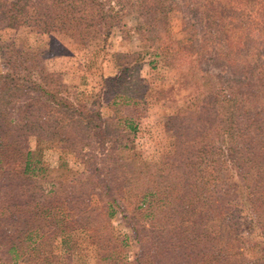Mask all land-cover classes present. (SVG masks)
<instances>
[{"label":"rangeland","instance_id":"rangeland-1","mask_svg":"<svg viewBox=\"0 0 264 264\" xmlns=\"http://www.w3.org/2000/svg\"><path fill=\"white\" fill-rule=\"evenodd\" d=\"M13 1L4 0L6 4ZM146 1L147 4L152 3L151 0ZM215 1L216 5L212 6L211 0H171L172 6L166 8L167 32L162 33V36L179 41L183 49H175L176 54L167 57L150 44L143 32L135 29L137 22H142L144 0H125L123 4L112 1L120 17L110 37L104 42L97 36L73 40L60 31L36 34L32 33L35 31L32 27L3 31L0 24V71L8 69L3 45L14 40L22 49L28 47L40 54L35 65L26 62L27 55L17 59L22 64L18 69L23 76L39 82L40 65H43L44 73L61 85V95L68 100L91 106L92 101L99 96L103 118L109 122L113 107L108 92L114 89V78L120 74L115 55L119 52L131 55L148 50L144 53V65L139 73L144 83L163 90L161 99L142 101L135 110L131 109L130 103H121L129 96L127 93L120 98L115 106L118 108L115 114L118 126H123V119L131 114L138 129L129 136L131 149L126 150L118 161L131 156L132 152H138L136 154L139 156H147L145 159L148 161L159 162L163 180L155 188L166 194L173 188L171 183L176 184L180 174L188 172L184 168L193 164V168L188 167L192 171L190 181H195L196 194L190 213L173 207L170 212L162 210L158 215L137 220L140 242L131 244L128 240L123 252L129 257L136 252L151 255L149 261L153 264L159 260L154 253L157 248H153L152 244L163 236H173V242L187 244L185 253H179L183 256L182 264H264V169L252 165L254 155H263L264 158V140L263 144L259 142V138L264 137V112H259L258 116L252 113L248 121L250 124L245 123L247 135L245 140H241L245 144L242 155L245 159L233 158V142L228 141L227 136L216 137L211 133L199 136L187 127L190 122L192 128L199 125L191 121L193 117L205 116L211 120L208 122L209 131L213 130L217 124L211 118L215 109L213 93L221 89L226 95L233 88L242 91L240 83L249 76L251 69L264 63L262 47L256 41L259 35L257 31L249 29L251 19L264 23V14H259L264 9L262 0ZM166 4L170 5L168 2ZM218 4H221L222 9H213ZM201 16L210 21L207 37H203L200 31L205 22L199 19ZM165 44L168 42H164L163 49ZM168 50H171L170 46ZM156 52H160L159 55ZM149 60L156 61L155 69L150 67ZM133 77L128 73L125 75L122 89ZM33 102L22 96L8 106L14 123L27 125L35 122L33 119L23 121L20 115L21 109ZM253 104L261 108L264 100L259 98ZM34 106L38 107L39 103L36 102ZM172 115L177 118L167 120ZM28 128L32 127L28 125ZM46 132H24L22 140L27 149L41 150L47 164L48 178L43 184L45 189H49L52 184L58 186L60 182H65L64 187L67 188L69 178L75 180L77 177L71 170L81 172L87 167L88 174L93 151L88 143H84L77 154L70 151L63 153L58 141L49 140ZM189 132L193 133L194 141L185 143L183 148L177 147L176 141L185 139L184 133ZM106 145L109 147V143ZM228 152L233 159H230ZM37 157L39 159V155H33L32 159ZM9 161L3 167L8 170L5 178L11 186H2L1 194L7 188V191L13 188L17 191L15 186H20L27 194L22 197L28 205L31 204V198L39 200V195H36L39 179L14 172L12 168L15 165ZM174 167L179 168V171ZM243 170H247V173H243ZM92 202L98 204L96 195L92 196ZM161 208L167 207L161 205ZM77 214L78 210L73 208L70 217L74 218ZM111 222L118 242L133 236L132 225L122 218L121 212H115ZM62 236L71 239L70 249L63 245ZM52 249L58 254L59 262L63 261L65 251H69L77 264H97L95 244L79 227L71 226L66 232L58 234ZM164 262L170 264L169 259L165 258L159 264Z\"/></svg>","mask_w":264,"mask_h":264},{"label":"trees","instance_id":"trees-1","mask_svg":"<svg viewBox=\"0 0 264 264\" xmlns=\"http://www.w3.org/2000/svg\"><path fill=\"white\" fill-rule=\"evenodd\" d=\"M112 1L121 2V4L125 2V0H14L6 4L4 0H0V24L3 31L32 27L35 30L32 33L36 34L60 31L73 40L97 36L101 38V42H104L110 37L120 17L118 10L112 6ZM144 1L145 5L141 11L142 22H137L135 29L143 32L151 45H154L162 54H166L165 57L175 55V49H183L179 46L180 42L162 36V33L167 32L165 16L166 8L172 6L171 0H151V4ZM211 1L212 6H215L216 1ZM262 3L261 6H264V0ZM217 8L222 9L221 4L213 7V9ZM259 14H264L263 8ZM199 19L205 21L200 31L203 37H207L210 21L204 16ZM249 25L250 30L257 31L259 35L256 39L257 45L262 47L264 54V23L251 19ZM166 41L168 44H165L163 49L162 46ZM168 46L171 47L170 51ZM21 47L14 40L3 45L8 69L0 71V188L11 186L5 178L8 170L3 167L10 159L15 165L12 168L14 172L23 176L30 175L32 179H39V190L36 192L39 200L31 198V204L28 205L22 197L27 194L20 186H15L18 188L17 191L14 188L7 191L9 189L7 188L3 194L0 192V264H77L69 251H65L63 261L59 262L58 254H55L52 249L55 237L66 232L71 226L81 228L82 233L95 244L97 264H153L149 261L152 258L151 255L136 252L129 257L123 252L124 245L129 243L128 240L131 244L140 242L137 220L148 219L154 214L158 215L162 210L170 212L173 207L190 213L196 194L195 181H190L192 171L188 167L193 168V164L184 165L186 166L184 170L188 172L181 171L178 182L171 183L173 188L166 194L155 188L163 180L159 162L148 161L145 159L148 158L147 156H139L136 154L138 152H132L131 156L123 157L121 162L118 161L126 150L131 149L129 136L138 129L131 114L130 117L125 116L123 126H118L115 116L118 108L115 106L120 98L127 93L129 95L126 97L127 100L121 103L126 105L130 103L131 109L135 110L142 101L161 99L163 90L152 88L144 83L139 73L144 65V53L148 50L131 55L120 52L115 55L120 74L114 78V89L108 92V95L112 97L110 104L113 107L109 122L103 118L99 96L95 95L97 97L92 101L91 106L79 105L68 100L61 95L59 90L61 85L49 79L44 73L43 65H40L39 82L30 80L26 75L23 76L18 69V66L22 64L17 59L27 55L26 62L35 65L40 54L31 51L28 47L25 49ZM230 50L233 51V48ZM237 52L240 51L237 50ZM148 64L153 69L157 67L154 60H149ZM127 73L134 77L122 89ZM240 84L239 88L242 91L233 88L226 95H223L224 91L221 89L213 93L215 109L212 111L211 118L217 122L213 130L209 131L208 122L211 120L205 116L193 117L191 121L199 125L192 128L193 124L190 122V126H187L199 136H208L210 133L216 137L227 136L228 141L233 142L234 159H245L242 156L245 144L241 141L245 140L247 135L245 123H249L252 113L258 116L259 112H264V105L258 108L253 104L259 98L264 100V63L262 66L251 69L249 76L245 77V81ZM22 96L34 101L20 111L23 121L35 120L31 123L25 122L27 125L14 123L8 109L12 102L19 100ZM36 102L39 103L38 107L34 106ZM49 105L52 106L49 107ZM167 118V120H174L177 117L172 115ZM28 125L32 128H28ZM34 131L39 134L47 131L48 139L58 141L63 153L70 151L77 154L81 145L88 143L93 151V155L90 156L92 162L88 165V174H86L87 167L81 172L71 170L73 174H77V177L75 180L69 178L67 183L70 184L67 188L64 187L65 182H60L58 186L52 184L49 189H45L43 184L48 178L47 164L43 160L41 150L27 149L22 140L24 132ZM193 133H184L185 139L180 138L176 141L177 147L183 148L185 143L193 142ZM263 140L264 137L259 138L260 143ZM108 143L109 147L106 145ZM239 146L243 148L239 149ZM245 153L254 155L251 152ZM33 155H39V159L38 157L35 160L32 159ZM228 155L230 159H233L229 152ZM262 156L254 155L252 165L264 169ZM138 169L141 171L137 172ZM174 169L179 168L174 167ZM243 173L246 174L247 170H243ZM193 177L197 176L193 175ZM93 195L97 196L98 204H93ZM161 205L167 208L162 209ZM73 208L78 210V214L71 218L70 212ZM117 211L121 212L124 220L131 223L133 233V236H127L120 242L114 236L111 222ZM141 226L145 228L144 224ZM62 237L63 245L70 249L71 239ZM172 237L163 236L162 239L154 240L152 247L157 248L154 253L159 260L156 264H159L162 258L169 259L170 264L183 263V256L179 253H185L187 244L175 243Z\"/></svg>","mask_w":264,"mask_h":264}]
</instances>
